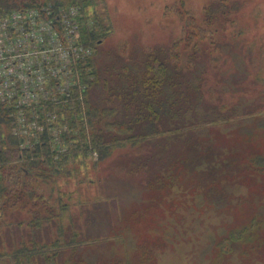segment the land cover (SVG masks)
Listing matches in <instances>:
<instances>
[{"label":"rangeland","instance_id":"obj_1","mask_svg":"<svg viewBox=\"0 0 264 264\" xmlns=\"http://www.w3.org/2000/svg\"><path fill=\"white\" fill-rule=\"evenodd\" d=\"M91 1L80 6L90 27L98 17L111 28L97 48L100 78L123 89L126 78L118 74L127 66L126 73L138 80L139 98L142 77L159 69L152 62L158 56L176 75L174 88L186 96L175 104L182 111L164 110L157 127L142 122L131 134L108 130L123 143L107 159L91 152L70 159L53 182L41 185L49 200L70 206L76 225L68 236L77 231L85 241L98 233L105 237L78 247L70 264H264V170L254 164L264 156V0ZM210 6L215 12L209 22ZM199 30L207 34L201 42ZM188 32L193 44L210 50L190 70L187 56L194 48L185 50ZM175 44L178 60L166 52ZM167 84L164 98L176 91ZM128 89L131 94L135 88ZM80 96L84 103L86 93ZM91 96L106 105L102 89ZM125 101L126 96L117 118L127 121ZM7 120L1 139L9 145L15 138L26 148L34 138L17 135L15 120ZM38 120L29 123L37 127ZM61 128L79 130L68 121ZM129 135L137 137L135 143L126 141ZM52 142L57 152L69 151ZM54 228L39 238L52 241Z\"/></svg>","mask_w":264,"mask_h":264},{"label":"trees","instance_id":"obj_2","mask_svg":"<svg viewBox=\"0 0 264 264\" xmlns=\"http://www.w3.org/2000/svg\"><path fill=\"white\" fill-rule=\"evenodd\" d=\"M91 2V0H0V12L50 5H53L54 8L68 5H78L83 8L90 5ZM222 2L225 4L226 1L222 0ZM214 10V7L211 9V6L207 8L209 22L211 19L213 20ZM95 19V26L85 30L86 41L95 51L89 61L93 79L86 93V99L84 98V103L77 99L73 104H65L62 108L63 114L69 119L70 129H79L77 134L67 131L61 133V148L65 150L63 146L67 145L69 151L59 153L54 150V145H51V138L46 135L42 143L22 149L19 147L17 139L12 138L8 145L1 139L0 134V264H70L71 260L76 257L78 247L87 244L89 241L94 244L102 243L101 241L105 239L101 235L103 233L88 237L91 238L89 241L81 238L77 231L68 236L67 231L76 225L74 216L68 214L70 206L65 204L62 199L49 200L40 192L41 185L53 182V179L60 175L70 159L76 160L81 156L86 157L89 152L97 154L101 161L107 159L112 150L119 146V143H123L121 138L115 136L118 132L131 134L136 125L142 122H149L157 127L161 124L159 116L163 114L164 110L170 112L171 115L175 113L174 108H178L176 112L182 111V108L175 104L179 100H184L186 90L183 91L180 87L174 88L177 85L174 80L176 75L168 73L167 64L165 61L159 60L158 56L154 57L152 62L158 63L159 69L155 73H148L142 77V83L139 85L143 88H140L139 98L136 97L138 80L126 73L125 68L127 66L121 72L124 74H118L126 78V83H122L121 88L123 89L114 90L111 81L104 79V77L100 78L96 58L97 48L101 45L103 37L111 31V28L103 24L100 18L96 17ZM191 23H187V25ZM210 25L211 23L208 24V26ZM206 35L202 30H199L196 39H200V42L204 41ZM176 45H173L172 48H166V52L178 60L179 55L174 52ZM184 45L186 51H189V48H194L191 55L187 56L188 70L192 64H196L195 62L202 54L210 52V50L205 51L198 48V42L193 44L189 32L184 39ZM212 45L213 42H211ZM158 50L162 53L165 52L164 49ZM176 63L174 68L179 70V62ZM148 67L150 69V66ZM168 82L170 87L176 91L172 95L170 94L172 90L168 91L170 95L167 94V98H164L162 92H165L164 89L169 87ZM196 87L198 86L196 85ZM99 88L106 94L104 98L106 105L103 106L96 103L91 96L93 90ZM128 88L135 89L130 94ZM124 96H126L124 112L129 118L127 121L117 118L120 110L119 103ZM7 119V111L0 109V128ZM82 119H86V123ZM87 129H90L91 134L89 136ZM108 130L114 131L115 135ZM106 131L108 136L105 134ZM136 138L135 135H129L127 136L129 140L126 141L135 143ZM254 164L259 170H264V156H256ZM23 212L28 214L26 215L27 218L24 217ZM10 213H15L13 218L10 217ZM88 218L91 219L90 216ZM49 226L51 229L56 228L57 235L50 242L42 241L39 236ZM7 237L10 239V243L4 244V239L7 240Z\"/></svg>","mask_w":264,"mask_h":264},{"label":"built area","instance_id":"obj_3","mask_svg":"<svg viewBox=\"0 0 264 264\" xmlns=\"http://www.w3.org/2000/svg\"><path fill=\"white\" fill-rule=\"evenodd\" d=\"M91 25L78 5L0 12V109L15 120L17 135L34 138L26 148L45 135L60 142L68 121L62 108L89 90L95 51L85 30ZM35 118L37 127L29 123Z\"/></svg>","mask_w":264,"mask_h":264}]
</instances>
